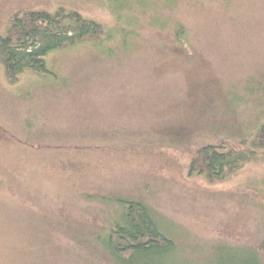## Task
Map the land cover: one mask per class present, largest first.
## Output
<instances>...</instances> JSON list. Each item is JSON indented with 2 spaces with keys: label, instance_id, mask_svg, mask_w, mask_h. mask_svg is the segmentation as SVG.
Returning a JSON list of instances; mask_svg holds the SVG:
<instances>
[{
  "label": "rangeland",
  "instance_id": "1",
  "mask_svg": "<svg viewBox=\"0 0 264 264\" xmlns=\"http://www.w3.org/2000/svg\"><path fill=\"white\" fill-rule=\"evenodd\" d=\"M143 2L0 0V35L16 13L59 8L130 32L114 52L52 53V74L16 85L0 64V264H112L96 242L106 198L147 204L178 245L172 264L264 240V151L221 183L189 175L199 148L242 150L264 122V0Z\"/></svg>",
  "mask_w": 264,
  "mask_h": 264
},
{
  "label": "trees",
  "instance_id": "2",
  "mask_svg": "<svg viewBox=\"0 0 264 264\" xmlns=\"http://www.w3.org/2000/svg\"><path fill=\"white\" fill-rule=\"evenodd\" d=\"M144 0H111L117 10L129 8ZM168 1V0H167ZM170 1V0H169ZM121 19V18H120ZM125 29V28H124ZM130 32L119 27L109 29L102 23L84 17L80 12L59 8L55 12L26 10L10 17L4 34L0 35V64L11 85H16L25 73L52 74L47 58L55 52L78 46L92 45L109 50L113 42L128 46ZM172 43L189 51L188 35L178 25L172 33ZM246 148L227 149L220 145H204L191 158L189 175L203 177L209 183H221L243 167L259 160L264 151V122L257 125ZM115 205L111 218L96 242L112 264H172L178 245L158 224L152 209L142 201L117 198L104 200ZM234 257L222 258L219 264H264V240L254 249L226 248Z\"/></svg>",
  "mask_w": 264,
  "mask_h": 264
}]
</instances>
